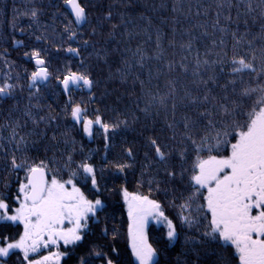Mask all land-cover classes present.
<instances>
[{"label": "snow or ice", "instance_id": "1", "mask_svg": "<svg viewBox=\"0 0 264 264\" xmlns=\"http://www.w3.org/2000/svg\"><path fill=\"white\" fill-rule=\"evenodd\" d=\"M63 4L69 7L72 18L64 14L59 43L55 39L52 40L56 45V53L64 52L79 58L82 51L91 46L98 58H102L96 43L82 39L84 33L80 29L92 23L88 7L82 0H63ZM261 5L264 6V0H261ZM248 11H252L250 3ZM23 14L30 17L29 29L32 24L39 27L38 20L43 14L41 8L33 6ZM111 18V11L103 17L105 21ZM55 19L54 14V21ZM216 24H219L218 20ZM11 26L13 30L18 27L15 22ZM44 27L46 31L51 28L53 33L56 32L54 24ZM101 27L97 23L90 35L96 36ZM116 27L112 25L113 29ZM19 31L24 32V29L20 28ZM219 31L226 33L227 28H220ZM113 35L114 33H109L110 37ZM232 37L234 44L231 53L223 50L218 54V58L212 61L213 66H219V75L213 74L209 76V80L216 84L226 75L228 78L220 87L226 93L229 89L233 95L239 93L240 102L220 104L219 109L226 117L220 121L213 119L209 111L201 112L196 120L188 116L183 117L184 133L179 136L178 147L170 149L168 143H162L155 135L146 137V144L152 149V161L164 169L168 182L178 183L180 188V195L174 196L172 200V206L179 209L176 217L170 218L164 206L151 198L153 181L149 182L147 195L129 192L125 186H121L120 195L128 218V247L131 250L128 264H133V261L134 264H160L158 257L166 250L168 244L179 242L180 228L184 226L188 229L195 228L197 234L203 228L199 239L195 236L186 237L185 244L214 243L217 248L228 253L227 257L221 258V264H264V85L252 88L244 80L245 75L254 72L264 74V50L261 51L260 67L257 68L256 57L249 59L248 53L241 51L243 39H237L235 32ZM35 39L38 43L47 45L50 37L41 34L36 35ZM161 39V34L157 32V49L161 47ZM12 43L14 46L23 45V41L15 39ZM73 44L76 46L73 47ZM224 45L222 38L219 46L223 49ZM213 46H216L215 41ZM170 47H175L174 41L170 42ZM180 47L187 48L190 54L192 41L189 40L186 45L181 44ZM251 47L249 43L248 48ZM52 55L48 47H33L23 53L24 58L33 65L32 71L25 70L26 85L22 82L20 73L12 75L11 69L15 65L6 59L3 66L7 71L0 76V99H15L18 91L27 90L29 101L23 112L26 117L24 125L19 121H12L7 125L11 128L9 144H15V147L8 150L10 157L5 166L10 172L22 171L24 175L17 177L15 192L0 195V264H8L7 258H10L14 250L22 257L20 264H61L62 258H71V249L84 239L90 220H96L98 223L99 213L105 208L97 173L99 171L103 174L106 168L97 169L91 150L84 153L81 148L77 153L76 141L68 138L69 133L66 130L62 133L65 137L63 143H71L73 147L61 154L62 163L55 157L37 159L26 154L36 144V141H29L28 137H44L47 132H37L33 129L26 135H20L17 131L18 128L26 127L29 121L37 126L40 123H45L46 126L58 124V115L53 116L50 113L47 116H38L41 110V93L49 87L52 78L49 68ZM132 55L138 57L137 62L143 67V51L138 47ZM199 55L198 53L193 72L195 77L202 75L199 71L202 65L209 64L208 60L199 59ZM6 56L7 51L0 53V57ZM156 58L158 59L159 55ZM124 64L128 70L133 66L129 61H124ZM168 67L171 69L173 65L169 64ZM181 68L187 71V66L183 63ZM56 79L63 94L68 97L62 109L66 125H70L71 129L89 139L102 133L104 148L107 151L112 146V140L128 129L127 116L114 112L116 119L106 120L98 108L91 109L94 115H90L89 105L96 100L92 94L96 82L89 72L72 71L68 66L67 71L62 74L57 70ZM200 82L205 85L208 83L203 80ZM141 83L143 86V82ZM169 83L174 84L173 81ZM72 89L90 93L87 103L73 101ZM175 91L172 87L165 95L149 93V102L141 110L147 113L152 107L159 106L167 112L168 100H173L174 118L172 123L167 125L173 130L172 135L167 138L172 142H177L175 129L181 123L175 119ZM253 96L255 100L250 106L244 104L245 100H251ZM185 98L190 99L194 106L200 103L199 98L192 97L190 92L185 93ZM33 100L37 103L32 104ZM224 100L227 101L228 96H225ZM207 101L208 96L205 95L204 103ZM121 115H125V118L120 119ZM205 120L207 122L203 123ZM50 139L57 141L55 133ZM2 148L3 145H0V149ZM47 150L46 147L45 151ZM124 152L129 161L134 159L131 146ZM18 153L24 155L18 157ZM77 155L81 158L77 159ZM103 159L120 174L133 167L131 162H120L118 158L108 161L105 156ZM148 159L149 154L146 153L145 160ZM151 166L152 164L145 165ZM155 182L158 192L159 184L163 181ZM89 192L95 196L94 199L90 198ZM149 222L163 225L162 234L155 243L150 241L146 232ZM13 225L19 226L21 230L15 234L5 231ZM161 243L165 244V248L158 246ZM61 244L64 251L59 250ZM225 245H230V248H224ZM41 249L47 250V254L40 255ZM112 251L115 252L116 249ZM94 255L103 258L105 264H121L119 259L114 260L110 255L98 251ZM79 264H88V259L81 255Z\"/></svg>", "mask_w": 264, "mask_h": 264}, {"label": "trees", "instance_id": "2", "mask_svg": "<svg viewBox=\"0 0 264 264\" xmlns=\"http://www.w3.org/2000/svg\"><path fill=\"white\" fill-rule=\"evenodd\" d=\"M82 2L88 7L89 18L92 21L91 24H86L80 29L84 33L82 39L96 43L102 58H98L91 46L83 50L79 58L64 52L56 53V45L52 40L55 39L59 43L64 14L71 18L63 7V0H0V53L7 51L6 58L0 57V76L7 71L3 66L6 59L15 65L11 69L12 75L20 73L22 82L26 85L25 70L32 71L33 65L24 58L23 53L30 51L33 47H48L53 53L49 64L52 78L49 81V87L41 93L39 101L41 110L38 116H47L50 113L53 116L58 115V124L46 126L45 123H40L37 126L29 121L26 127L18 128L20 135H26L33 129L37 132H47V136L44 137L39 135L28 137L29 141H36V144L26 154L37 159L55 157L62 163L61 154L66 150L70 151L73 147L71 143H63L65 137L62 133L67 130L68 138L76 141L77 153L81 148L84 153L91 150L97 169L106 168L103 174L99 171L97 173V178L100 180L101 199L105 201V208L99 213L98 223L96 220H90L84 239L71 249V258L67 256L62 258L61 264H79L81 255L88 259V264H105L103 258L94 255L97 251L110 255L114 260L119 259L121 264H128L131 259V250L128 247V221L123 198L120 195L121 186H125L129 192L147 195L149 182L153 181L151 198L164 206L170 218H175L179 211L172 206L173 197L180 195L178 183L168 182L164 176V169L152 161V149L147 146L146 137L155 135L162 143H168L171 149L178 147L179 136L184 133L183 117L188 116L196 120L201 112L209 111L212 118L217 121L226 118L223 111L219 109V105L238 103L240 96L239 93L233 95L231 89L226 93L220 87L228 78L226 75L216 84L209 80V76L219 75V66H213L212 61L216 60L223 50L231 53L234 44L232 33L235 32L237 39H243L241 51L247 52L249 59L255 56V64L257 68L260 67L261 51L264 50V14H262L264 6L261 5V0H82ZM249 3L252 6L251 12L248 11ZM33 6L41 8L43 14L38 20L39 27L37 24H32L29 29L30 17L23 13ZM109 11L112 13V18L105 21L103 17ZM14 22L18 26L16 30H13L11 26ZM97 23L102 27L98 29L96 36H91L92 28ZM53 24L55 33L51 28L45 30V25ZM112 25L117 27L113 29ZM224 27L227 28V32L221 33L219 29ZM20 28H23L24 32L19 31ZM157 32L162 36L160 49L156 48ZM109 33L114 35L110 37ZM41 34L50 37L47 45L36 41V35ZM222 38L225 41L223 49L219 46ZM13 39L23 41V45L14 46ZM189 40L192 41L190 54L187 48L180 47L181 44L186 45ZM171 41L175 42V47H170ZM213 41L216 46H213ZM249 43L252 46L251 49L248 48ZM64 46L67 47L66 44ZM75 46L73 44V47ZM138 47L145 56L142 61L143 67L137 62L138 57L132 55ZM198 53L199 59L208 60L209 64L202 65L199 69L202 75L195 77L193 72ZM157 55H159L158 59ZM82 61L83 67H81ZM124 61L132 63L130 70L126 69ZM181 63L187 66V71L181 68ZM169 64L173 65V68L170 69ZM68 66L72 71L89 72L96 82L92 93L96 100L89 105L90 115H94L91 109L98 108L106 120H115L114 112L123 113L129 119L128 129L112 140V146L107 151L104 148L102 133L89 139L71 129L70 125H66L62 109L68 97L63 94L56 75L58 69L62 74L67 71ZM202 80L208 81L207 85L201 83ZM244 80L249 87L255 88L264 85V74L259 71L254 72L245 75ZM170 81L174 84H170ZM172 87L176 90L175 119L181 122L175 129L177 142L167 139L173 131L167 127L174 118L171 98L168 100L167 112L159 106L152 107L147 113L141 111L149 102V93L165 95ZM186 92H190L192 97L199 98L200 103L192 105L190 99L185 98ZM89 95L90 93L81 89L71 91L73 101L87 103ZM205 95L208 96L207 103H204ZM225 96H228L227 101L224 100ZM254 100L255 96L251 100H245L244 104L250 106ZM28 103L27 90L18 91L15 99H0V145H3L0 149V195H10L15 192L17 177L24 175L22 171L10 172L5 166L10 157L8 150L15 147V144H9L11 128L7 125H10L12 121H19L21 125H24L26 117L23 112ZM36 103L37 101H32V104ZM125 115L119 118L124 119ZM206 122L205 120L203 123ZM53 133L57 136L59 143L50 139ZM130 146L134 152V159L131 161L124 152ZM46 147L47 151H45ZM146 153L149 154L148 160H145ZM17 155L19 157L24 153ZM105 156L108 161L118 158L120 162H131L133 167L124 174L117 173L103 159ZM76 158L81 157L77 155ZM149 164L152 166L145 167ZM157 180L163 181L159 184L158 192L155 182ZM6 184L8 187H5ZM88 194L90 198H95L91 192ZM176 223L179 226L178 219ZM162 229L163 225L160 224L151 222L147 225L146 232L151 242H156L162 234ZM19 230H21L19 226L13 225L5 231L15 234ZM180 233L179 242L168 244L166 250L158 257L160 264H221V258L228 255L214 243L185 244L186 237L195 236L199 239L203 228L197 234L195 228L188 229L184 226L180 228ZM158 246L165 248L164 243ZM224 248H230V245H225ZM113 249L116 251L113 252ZM59 250L64 251L62 244ZM7 259L8 264H20L22 257L14 251Z\"/></svg>", "mask_w": 264, "mask_h": 264}, {"label": "rangeland", "instance_id": "3", "mask_svg": "<svg viewBox=\"0 0 264 264\" xmlns=\"http://www.w3.org/2000/svg\"><path fill=\"white\" fill-rule=\"evenodd\" d=\"M126 214H127V211H126ZM127 221H128V218H127ZM149 223H151V222H149ZM152 223H155V222H152ZM156 224V223H155ZM147 228V227H146ZM127 238H128V224H127ZM53 250V249H52ZM14 251H16V250H14ZM53 251H55V250H53ZM44 254H47V251H44V250H42L41 249V251H40V255H44ZM33 258H35V256H33Z\"/></svg>", "mask_w": 264, "mask_h": 264}, {"label": "water", "instance_id": "4", "mask_svg": "<svg viewBox=\"0 0 264 264\" xmlns=\"http://www.w3.org/2000/svg\"><path fill=\"white\" fill-rule=\"evenodd\" d=\"M63 7L66 9V11H67V13L70 15V17H71V14H70V9H69V7L68 6H66V5H64L63 4ZM72 18V17H71Z\"/></svg>", "mask_w": 264, "mask_h": 264}, {"label": "flooded vegetation", "instance_id": "5", "mask_svg": "<svg viewBox=\"0 0 264 264\" xmlns=\"http://www.w3.org/2000/svg\"><path fill=\"white\" fill-rule=\"evenodd\" d=\"M75 89H72L71 91H74ZM42 250H44V249H42ZM44 251H47V250H44Z\"/></svg>", "mask_w": 264, "mask_h": 264}]
</instances>
